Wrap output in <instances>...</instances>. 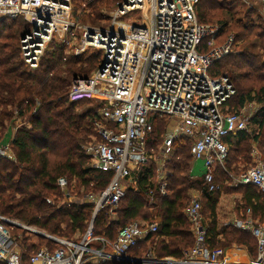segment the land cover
<instances>
[{"label": "built area", "instance_id": "obj_1", "mask_svg": "<svg viewBox=\"0 0 264 264\" xmlns=\"http://www.w3.org/2000/svg\"><path fill=\"white\" fill-rule=\"evenodd\" d=\"M200 1L121 0L108 13L106 25L92 26L73 14L72 0H0V21L23 17L30 25L20 38V51L31 70L40 67L52 48L62 49L64 60L89 50L101 52L100 66L93 75L71 80L69 99L74 102L87 97L97 102L94 134L83 149L91 156L94 169L113 173L108 186L99 193L86 232L78 239L51 236L37 226L0 213V264H24L25 241L36 243L31 238L40 237H48L58 246L53 250L47 245L40 247L29 258L30 264H83L92 256L98 257L92 264H114V258L124 256L132 258L126 264H264V219L248 209L230 223L257 241L255 255L237 247L251 256L241 261L229 255L228 248L212 242L211 220L208 222L204 215L203 191H220L218 170L231 175L229 152L238 132L252 139L254 164L242 170L235 181L239 186H254L264 196V148L255 139L259 126L254 120L261 105L246 102L232 111L227 104L236 93L232 81L225 74H211L216 63L235 52V35L217 45L222 25L199 21ZM237 1L264 11L263 0ZM134 13L137 15L131 16ZM125 17L129 19L122 20ZM157 120H164L167 126L159 151L150 144ZM229 136L233 137L231 142L226 141ZM180 139L190 142L193 160L204 163V187L195 189L184 210L194 245L181 258L161 259L153 249L134 255L140 243L159 232L160 222L156 220L134 221L120 228L114 240L95 236L94 221L100 210L118 212L126 191L136 186L139 172L148 161H154L159 171L158 193L169 194L165 169ZM11 143L12 139L0 142V158L15 160ZM57 185L66 191L69 181L60 177ZM69 199L70 194L68 205L80 204ZM95 241L100 242V249L94 248Z\"/></svg>", "mask_w": 264, "mask_h": 264}, {"label": "trees", "instance_id": "obj_2", "mask_svg": "<svg viewBox=\"0 0 264 264\" xmlns=\"http://www.w3.org/2000/svg\"><path fill=\"white\" fill-rule=\"evenodd\" d=\"M73 1L81 5L87 0ZM111 6V0H88V8L92 9L90 13L95 17L88 15L85 18L96 23V19L103 16L102 7ZM224 7L227 8L226 2L223 6L219 0H201L198 5L199 21L207 24L208 14L211 17L210 14L217 8L224 11ZM253 14L254 9H250L245 18L232 16L229 20L223 13L221 18L214 13L222 25L217 45L223 44L234 34L235 52L216 63L211 74H225L232 81L236 93L227 102L232 111L240 109L246 102L261 105V111L254 120L259 126L255 139L264 147V18L259 15L256 21ZM15 22L7 18L0 21V142L7 143L12 139L16 158L15 161L0 158V213L58 237L70 236L76 231L85 233L94 211L93 205L72 204L54 210L47 203V198L61 195L57 185L60 177L68 181L75 179L84 188L93 184L95 191L105 189L112 179V172L85 166L89 156L84 152L82 143L88 142L94 134L92 120L96 117V109L79 111L80 105L86 104L84 102L87 100L72 102L69 99L71 80L87 77L85 72L99 68L102 54L100 57L99 53L93 54L85 61L80 56H66L64 60V51L56 48L54 52L44 55L38 69L31 70L24 63L20 51V38L30 29V25L23 20ZM84 64H87V69L83 67ZM19 118L22 123L13 135L11 127ZM165 129V121L157 120L151 145L161 143ZM231 139L233 137L229 136L226 141L231 142ZM176 145V156H173L170 165L169 194L162 196L158 193L155 163L148 161L139 172L136 186L126 191L117 212L118 217L112 219L108 209L100 210L94 221L95 236L104 235L114 240L120 228L139 218L153 221L150 209L154 207L162 217L160 230L140 243L133 251L134 255L140 256L143 244L153 241L156 235L160 237L156 245L157 256L161 259L181 258L184 251L194 245L191 225L184 210L189 191L193 188L203 189L204 184L202 179L194 180L189 174L192 159L190 147L181 143ZM251 145L252 139L245 132H238L229 152L230 161L233 156L236 158L240 155L244 161L248 159ZM225 175L218 170L217 181ZM242 191L241 208L244 211L250 209L255 217L264 219V196L254 186H244ZM219 192L203 191L204 210L206 205L212 211V242L225 247L236 242L255 255L257 244L252 235L233 227L219 231L214 215ZM151 195H154V201ZM220 234L225 236L224 243L218 239ZM46 240L40 237V244L25 241L24 264H30L29 258ZM46 244L52 250L58 246L51 239ZM246 257L251 258L247 252ZM83 264L91 263L86 261Z\"/></svg>", "mask_w": 264, "mask_h": 264}, {"label": "rangeland", "instance_id": "obj_3", "mask_svg": "<svg viewBox=\"0 0 264 264\" xmlns=\"http://www.w3.org/2000/svg\"><path fill=\"white\" fill-rule=\"evenodd\" d=\"M119 1H121V0H111V5L112 6L110 8L102 7L101 12H103V16L101 18H97L96 19L97 20L96 23H93L89 19L85 18L88 15H91L92 18L95 17L94 14L90 13L92 11V9L88 8V0L86 2H83L81 5H77L72 0L73 14H75L77 19L80 20L81 23H83V24H90L92 26H104L109 21L108 13H110L111 11H113L116 8L117 3ZM219 1H222L223 6L225 5V2H226V6H227V8H226L227 10L225 9V7H224V9H225L224 11L221 8H217L215 10L214 13H216L217 16L219 15V18H221L222 13H223V15L229 20L232 19V16L241 17L243 19V18H245V14L247 13V11L250 10L247 7V5L244 4L242 1H237V0H219ZM256 4L258 6H260L261 3H260V1H257ZM228 6L230 8H228ZM259 12H262V7H260L259 10H254L253 17H254V19L256 21L258 19L257 17L259 16ZM214 13L210 14L211 17H209V14H208L207 18H208L209 21H208L207 24L221 25L220 22L217 20L218 18H216V15H214ZM134 15H137V13L131 14V16H134ZM213 17H215V18L213 19ZM262 17L264 18V16H262ZM127 19H129V17H125V19H122V20H127ZM7 20L14 21V19H7ZM19 20H20V22H21V20H23L24 22H26L29 25V23L23 17L17 18L16 22L18 23ZM54 50L55 49L52 48L51 50H49V53L54 52ZM97 53H99V57H100V55H101L100 53L101 52L99 50H89V51H87V52H85V53H83L82 55H79V56L82 57L83 60L85 61V59H87V57H89V56H91L93 54H97ZM83 67L85 69H87V64H84ZM66 68H68V67H66ZM94 71L95 70H92V71H89V72H85L84 75H86L87 77H83V78H88V76L90 77L91 75L94 74ZM74 75H76V74H74ZM83 99L84 100L86 99L87 102H84V103H86L84 105H80V107L78 108L79 111H83L84 112L87 109H92V108L97 109V102L95 101V99L87 98V97H85ZM253 106L256 107L254 104H253ZM21 121H22V119H21ZM21 121H20V118L17 119L16 120V124L11 127L13 135L15 134L18 126L21 125V123H22ZM165 126H166V124H165ZM166 129H167V126H166ZM166 129H165L164 133L166 132ZM163 135L161 136V140L162 141H163ZM92 136L93 135H91V137H90L88 142H90L92 140ZM1 140L2 139H0V141ZM162 141H161V143L159 145H157V146L155 145V147L158 149V151L161 149ZM88 142H85V143H82V144L86 145ZM179 143H181L182 145H186V146L190 147L189 146L190 142H188L187 140L180 139L177 142V144H179ZM176 146L174 148L173 153L168 157V158H170V160L167 162V166H166V169H165L166 173H168V181H169L171 173H172V168L170 166L171 165V161L176 156L175 155L176 149H177ZM262 148H264V147H262ZM84 152H85V150H84ZM15 160H16V158H15ZM15 160H12V161H15ZM192 161H193V157H192V159L190 161L191 164H192ZM191 164H190V169H191ZM253 164H254V161L251 158V152L249 154V158L246 159L245 161L242 159L241 155L236 157V158H234V156H233V158H231V161H229V165L230 166H228L229 170L231 172V175L226 174L225 176H220L218 178L219 179L218 182L221 185V189H220V192L217 193V194H219L218 195L219 198H218V202L216 204L215 214L214 213L213 214L216 217V221H217V225H218L219 231H223L224 228H226L227 230L232 228L230 223L234 220V218H235L234 215L235 214H238L239 216H244L247 213V211H244L243 208H241L242 207V192H243L242 190H243L244 186L237 185V183L235 181L236 180L235 178L237 177V175L242 170L250 167ZM203 165H204V163H203L202 159L193 161V166L194 167H193L192 173H193L194 176L201 177L202 171H203ZM85 166H88V167L92 166L91 156H89V160H88L87 164H85ZM190 169H188L189 173H190ZM155 172H156L155 173V180H156V183H157V176H158L159 171H157V169H156ZM130 187L131 186H129V188ZM59 190H60V193H61V195L59 197H57V198L56 197L47 198V203L54 210H58L60 208H65V207L71 206V205H68V200H67V195L68 194H70V199L69 200L77 201L80 204L81 203H87L89 205H93V208H95V205H96V203L98 201V198H99V193L101 192V191H95L93 189V184H91L89 187H86V188H84L82 186H79L78 182L75 179L71 180V181L69 180L68 190H66V191H63L62 189H59ZM194 190H195V188H193V189H191L189 191V199L187 201L188 203H189L191 195L194 193ZM119 207L117 209H119ZM107 209L110 211V208H107ZM209 210H210L209 207L205 205L204 215L207 218L208 222H209V219L213 220L212 211L211 210L209 211ZM150 211H151V214H152L151 218L156 220V221H159L160 224H161L162 217L159 214V210L157 208L151 207ZM110 216H111V218L112 217L116 218V217H118V213L110 214ZM92 217H93V213L91 215L90 220L92 219ZM136 221L144 222V220H142L141 218H139ZM63 228L66 229V226L64 225ZM45 232L48 235L55 236L53 234L48 233L47 231H45ZM82 234H83V232L76 231L75 233H72L70 236L66 235V236H63V237H60V238L78 239V238L81 237ZM248 234H250V233H248ZM56 237H58V236H56ZM99 237H104V235H102V236L99 235ZM44 238H46L47 240L45 242H42L44 244H41V247L42 246H46L47 245L46 243H48V241H49L48 237H44ZM159 239H160L159 235H156L154 237L153 241L145 242L143 244V247H141L140 254H144L149 249H153V252L155 253V255H158V251H157L158 246L156 245V241H159ZM219 239H220V241L222 243H224L225 236L223 234H220ZM31 240L32 241H37L36 244H40V238L38 240L37 239L33 240L31 238ZM256 244H257V241H256ZM238 246L239 247L240 246L243 247L242 245H239L236 242H232L230 244H227L226 248H228V250L229 249L237 250ZM100 247H101L100 242L99 241H95L94 242V248L95 249H100ZM241 249L244 250L243 248H241ZM97 258H98L97 256H92V257L87 259V262L92 264L93 261L95 259H97Z\"/></svg>", "mask_w": 264, "mask_h": 264}, {"label": "bare ground", "instance_id": "obj_4", "mask_svg": "<svg viewBox=\"0 0 264 264\" xmlns=\"http://www.w3.org/2000/svg\"><path fill=\"white\" fill-rule=\"evenodd\" d=\"M229 255H231L234 259L245 261V260H250L251 258L246 257V252L243 251L241 248L237 250L234 249H227L226 251Z\"/></svg>", "mask_w": 264, "mask_h": 264}, {"label": "water", "instance_id": "obj_5", "mask_svg": "<svg viewBox=\"0 0 264 264\" xmlns=\"http://www.w3.org/2000/svg\"><path fill=\"white\" fill-rule=\"evenodd\" d=\"M103 67V66H102ZM101 67V68H102ZM132 258L129 256H124V257H120V258H114V264H126L127 262H129ZM137 261L139 263L144 262L143 259H137Z\"/></svg>", "mask_w": 264, "mask_h": 264}, {"label": "crops", "instance_id": "obj_6", "mask_svg": "<svg viewBox=\"0 0 264 264\" xmlns=\"http://www.w3.org/2000/svg\"><path fill=\"white\" fill-rule=\"evenodd\" d=\"M261 1H262V0H261ZM263 1H264V0H263ZM263 1H262V2H263ZM263 3H264V2H263ZM259 15L264 16V11L259 12ZM193 161H194V160H193ZM193 161H192V164H191V169H190V173H189V174L191 175L192 179H194V180L202 179V175H201V177H196V176L193 175V173H192V170H193V167H194V166H193ZM202 172H203V171H202ZM195 191H196V190H194V192H195ZM234 216L236 217V216H238V214H235Z\"/></svg>", "mask_w": 264, "mask_h": 264}]
</instances>
